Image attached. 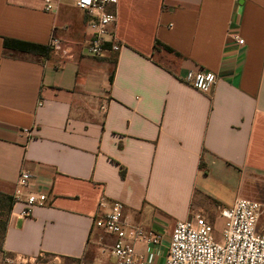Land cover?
<instances>
[{
  "label": "crops",
  "instance_id": "obj_1",
  "mask_svg": "<svg viewBox=\"0 0 264 264\" xmlns=\"http://www.w3.org/2000/svg\"><path fill=\"white\" fill-rule=\"evenodd\" d=\"M46 1L0 0V192L13 197L25 170L27 192L47 196L29 215L13 204L0 263L112 264L114 237L93 227L104 197L162 235L136 244L141 264H165L176 222L264 176V0H117L123 47L101 57L87 14ZM202 69L217 75L207 93L185 80Z\"/></svg>",
  "mask_w": 264,
  "mask_h": 264
},
{
  "label": "built area",
  "instance_id": "obj_2",
  "mask_svg": "<svg viewBox=\"0 0 264 264\" xmlns=\"http://www.w3.org/2000/svg\"><path fill=\"white\" fill-rule=\"evenodd\" d=\"M46 10L52 9L47 0ZM74 4L89 17L87 27L91 38L87 53L92 57H101L108 50L119 52L123 47L112 41L110 28L116 23V11L108 10L109 5H117V0H73ZM229 38L243 45L244 39L238 33H229ZM49 48L62 49L61 41L52 37ZM216 73L210 70L189 71L186 82L199 92L207 93L214 86ZM30 133L31 130L24 129ZM32 176L22 170L13 194L16 204H22L23 215H29L33 208L44 206L47 196L43 193L27 192ZM264 214V204L248 198H238L234 204L220 210L224 226L219 236L215 227L203 215L178 221L173 229L168 246L165 264H264V231L258 229ZM93 227L112 235V244L104 246L113 261L112 264H141L136 253L137 243L156 246L162 242V235L155 230H147L130 225L124 213V205L117 200L101 198L99 214L93 220ZM22 258L6 257L0 264H14Z\"/></svg>",
  "mask_w": 264,
  "mask_h": 264
},
{
  "label": "rangeland",
  "instance_id": "obj_3",
  "mask_svg": "<svg viewBox=\"0 0 264 264\" xmlns=\"http://www.w3.org/2000/svg\"><path fill=\"white\" fill-rule=\"evenodd\" d=\"M248 199L256 200L264 204V176L261 174H255L254 186L252 192L248 193ZM213 210H207V213L204 216L213 224L215 227L216 235L219 236L222 232L224 226V220L220 217L219 212L220 209L217 206L212 207ZM6 215L3 213L0 216V249H1V228L2 223L5 221ZM258 229L260 232L264 231V214L261 217L259 222ZM102 234L99 233L97 236H101ZM103 240L106 241L105 238ZM1 255H0V262H1ZM27 264H51L48 263V258L46 257L44 260H34L33 262H29Z\"/></svg>",
  "mask_w": 264,
  "mask_h": 264
},
{
  "label": "trees",
  "instance_id": "obj_4",
  "mask_svg": "<svg viewBox=\"0 0 264 264\" xmlns=\"http://www.w3.org/2000/svg\"><path fill=\"white\" fill-rule=\"evenodd\" d=\"M166 48V47H165ZM169 51H173L170 48H166ZM14 204L13 197L11 195L0 192V216L4 213L6 215L5 221L2 223L1 228V244L7 227L8 216L12 210Z\"/></svg>",
  "mask_w": 264,
  "mask_h": 264
}]
</instances>
